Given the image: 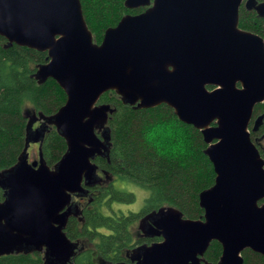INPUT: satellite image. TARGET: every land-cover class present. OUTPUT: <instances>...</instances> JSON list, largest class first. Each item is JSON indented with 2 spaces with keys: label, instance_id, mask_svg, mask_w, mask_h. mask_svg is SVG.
<instances>
[{
  "label": "water",
  "instance_id": "1",
  "mask_svg": "<svg viewBox=\"0 0 264 264\" xmlns=\"http://www.w3.org/2000/svg\"><path fill=\"white\" fill-rule=\"evenodd\" d=\"M241 2L125 0L127 8L147 7L122 16L95 43L80 0H0L7 45L46 51L34 77L54 79L66 94L50 116L25 107L24 147L0 171V255L43 250V264H68L87 245L63 228L72 195L100 181L93 158L108 155L113 108L99 98L115 91L136 108L171 107L201 132L215 172L198 196L203 219L173 206L150 212L143 218L154 225L150 234L163 239L136 247L129 264H201L213 240L222 247L218 264H241L245 248L264 256V160L248 131L254 106L264 101V38L238 26ZM245 6L264 18V1ZM47 124L67 144L52 167L40 150ZM31 140L38 158L29 162Z\"/></svg>",
  "mask_w": 264,
  "mask_h": 264
},
{
  "label": "trees",
  "instance_id": "2",
  "mask_svg": "<svg viewBox=\"0 0 264 264\" xmlns=\"http://www.w3.org/2000/svg\"><path fill=\"white\" fill-rule=\"evenodd\" d=\"M125 0H80L82 12L95 43H100L105 30L115 26L125 14H134ZM254 20V22H253ZM263 19L240 9L239 27L262 34ZM47 61V52L16 44L7 45L0 35V171L13 166L25 144L27 115L50 116L66 100L58 83L48 78L38 83L37 66ZM99 103L109 104L113 112L107 120L110 147L108 155L95 156L93 162L106 173V181L95 187L99 196L85 187L90 197L80 203L78 219L81 230L65 232L76 241L87 244L71 258V264H112L123 259L122 246L131 242L129 227L148 211L164 206L177 208L184 217H203L199 193L210 187L215 178L212 163L204 153L207 144L201 132L178 119L167 104L136 108L125 103L115 91H107ZM264 103L257 104L259 109ZM40 121L33 124L38 127ZM67 144L56 128L47 124L40 150L45 163L52 167L65 153ZM122 179L148 191L144 205L137 213L124 214L114 204L134 201L132 192L114 189L113 181ZM95 192V191H94ZM3 191L0 189V198ZM76 219V218H70ZM221 245L211 241L207 253L217 256ZM254 254V253H253ZM256 264L264 258L255 254ZM0 264H43L39 252H18L0 255Z\"/></svg>",
  "mask_w": 264,
  "mask_h": 264
},
{
  "label": "flooded vegetation",
  "instance_id": "3",
  "mask_svg": "<svg viewBox=\"0 0 264 264\" xmlns=\"http://www.w3.org/2000/svg\"><path fill=\"white\" fill-rule=\"evenodd\" d=\"M246 1L247 0H242V2L240 4V7H239V13H240V9H243L246 13H250V14L254 13L257 17H259L256 14V11L254 9H247L246 8V6H245L246 5ZM255 1L260 3V2H263L264 0H255ZM146 7L147 6H138L136 8H129V9H132V10L133 9L134 10L138 9L139 11L134 13V14H137V13H140L141 11H143ZM260 18H262V17H260ZM262 19H263V24H262V27H263L264 18H262ZM253 22H254V20H253ZM238 23H239V18H238ZM241 29H243V28H241ZM243 30H246V29H243ZM247 31H250V30H247ZM258 35H260V36H262L264 38V30L262 31V34H258ZM260 103H264V101H262ZM260 103H257V104H260ZM256 105L253 108L251 117H250L249 122H248V131H249V137H250L251 142L257 148L261 158L264 160V105L262 106V104H261L262 107L259 108L258 110L255 109ZM261 115H262V118H261L260 123L257 126H255V122H256L257 118L259 116H261ZM28 160H29V162H31L34 159H30V157H29ZM96 172H97L98 176L100 177L99 178L100 181L98 183H95V184H92V185H89V186L92 188L91 189L92 194H95L96 196H99L100 195L99 191L95 187L101 186V185H99V183H101L102 181H106V173H105V171L103 169L98 168V167L96 168ZM83 187H84L83 192H81L79 194H73L72 197H71V203H70V207H69L71 213L66 219V223H65V226L63 228L64 232H65V228H66L69 220L72 221V225H71V227H69V229L70 228L71 229L77 228V230H79V231L81 230V227H82L84 221L82 222V221H80V219H78L79 214H80V205L79 204L83 203L86 198L90 197L88 191H86V189H85V187H88V186L83 184ZM113 187H114V184H113ZM114 189H116V188L114 187ZM1 190L3 191V189H1ZM2 196H3V194H2ZM2 199H3V197L0 198V200H2ZM263 201H264V199L260 200L259 203H261ZM141 208L138 211H128V212L137 213V212H139L141 210ZM154 210H158V208L154 209ZM152 211H148V212L144 213L143 215H140L137 219H135L133 221V223L129 227L130 234H131V242L126 243L121 248L122 249V253H123V259H121L118 262H112V264H116V263H124V264L127 263V264H129V263H133L136 260H133L131 258V256L134 255V251L133 250L136 247L141 246V245H150V244H152L154 242H159V241H161L163 239L161 235L150 234L151 230H152V233H154L153 232L154 225L152 224V221L150 219H146V220L143 219L147 214H149ZM122 212L124 214H128V212H124L123 210H122ZM70 218H76V219H70ZM201 219H203V217ZM134 228H136V229H134ZM149 230H150V232H149ZM65 234H66V232H65ZM69 239H71V238L69 237ZM71 240L76 241L74 239H71ZM210 243H209V245H210ZM209 245H208V247H209ZM208 247H207V249L204 251V253L202 255L198 256L199 259H200V263L201 264H203V263L218 264V262L220 260V257H221V254H222V247L220 248V252L218 253L217 256L210 255L209 253H207ZM39 253L43 257V250L40 251ZM255 254L259 255L262 258H264V256L262 254H260L258 252H255V251H253V250H251L249 248H245L244 250H242V252H241L242 263L241 264H256L254 259H256L257 256ZM68 264H71V261ZM260 264H262V263H260Z\"/></svg>",
  "mask_w": 264,
  "mask_h": 264
},
{
  "label": "rangeland",
  "instance_id": "4",
  "mask_svg": "<svg viewBox=\"0 0 264 264\" xmlns=\"http://www.w3.org/2000/svg\"><path fill=\"white\" fill-rule=\"evenodd\" d=\"M25 107L29 108V105ZM38 142L31 140L28 146V152L30 159H37ZM114 187L118 190L132 192L134 194V201L131 203L114 204L115 208H119L124 212L138 211L144 204L145 199L148 196V191L132 182L125 181L122 179H115L113 182ZM136 229V228H134Z\"/></svg>",
  "mask_w": 264,
  "mask_h": 264
}]
</instances>
